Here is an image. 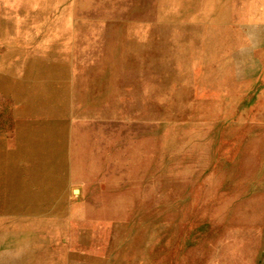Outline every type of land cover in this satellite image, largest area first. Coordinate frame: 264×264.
Listing matches in <instances>:
<instances>
[{"label":"rangeland","instance_id":"obj_1","mask_svg":"<svg viewBox=\"0 0 264 264\" xmlns=\"http://www.w3.org/2000/svg\"><path fill=\"white\" fill-rule=\"evenodd\" d=\"M192 1L197 4L195 18L136 22L143 38L162 30L160 44H122L100 55L103 43L95 40L100 24L87 19L93 25L87 24L89 29L79 36L83 42L91 38L93 45H80L81 51H91L83 61L72 62L58 52L68 38L65 34H55L38 54L19 49L5 61V46L0 45V73L7 65L19 68L8 82L15 90L7 84L0 87V139L8 140L23 118V95L37 94L46 101L53 96V86L59 90L44 108L48 114L29 119L32 128H44L41 136L47 130L62 134L70 113L54 109L67 103L74 78L81 74L89 76L96 99L89 107L78 101L69 108L79 107L97 119L99 109L112 107L106 117L110 120L155 126L149 133L154 141L143 144L144 151L134 158L154 151L153 167L144 173L146 180L152 179L149 192L132 201L127 216L108 221L115 229L104 235L102 246L72 247L68 231H45V223L64 214L40 215L32 217L26 230L8 239L0 236V256L9 254L18 264H33L43 252L48 253L44 264H264V0ZM151 57L160 60L147 61ZM119 59L138 62L142 68L116 77L109 89L105 83L113 75L105 67ZM58 136L37 140L47 144ZM66 140L57 143L54 155H62ZM113 153L117 166L134 162L122 150H104L105 156ZM23 163L26 166L28 159ZM63 165L61 161L48 174L63 177ZM65 186L61 208L87 203V189L107 190L109 197L115 192L101 179L95 186L85 181ZM142 187L132 190L138 193ZM97 219L93 215L83 222Z\"/></svg>","mask_w":264,"mask_h":264},{"label":"bare ground","instance_id":"obj_2","mask_svg":"<svg viewBox=\"0 0 264 264\" xmlns=\"http://www.w3.org/2000/svg\"><path fill=\"white\" fill-rule=\"evenodd\" d=\"M188 2L186 0H6L4 4L0 3V45L5 46L2 60L19 49L29 48L31 54H38L45 50L48 42L54 41L55 34L58 33V35H68L58 52L70 56L72 62L83 61L90 56L91 51H81L80 45H93L91 38H86V42H83L79 36L89 29L87 24L93 25L87 19L100 24V32L95 34V40L101 39L103 43V49L98 53L100 55H107L116 46L122 44L135 47L145 41L147 44L154 42L160 44V41L163 42L160 39L163 37L162 30L151 33L148 39L143 38L139 36L140 30L136 22L174 23L188 17L195 18L198 14L195 10L197 4L192 0ZM8 7H12L11 10L8 11ZM125 18H128V23L124 22ZM45 30L50 34H44ZM159 60L157 57L147 59V61ZM6 67V72L0 73V87L7 84L6 88L13 91L15 84L8 82L11 75L19 72V68L17 66L9 68L8 65ZM77 67L79 69L83 66ZM68 68L69 65L64 67V69ZM141 68L142 65L138 62L119 59L105 67L113 75V79L105 84L111 89L114 87L116 77L135 74ZM88 77L81 74L74 78L70 88L71 95L64 99L67 103L54 109L55 113L56 110L64 112L66 109L70 113L69 125L64 128L62 134L57 132L51 134L53 131L47 130L48 133L44 132L46 135L41 136L40 131H44V128L38 125L32 128L34 124L29 119L31 115L40 117L48 114L44 108H47V102L55 99L53 96L59 88L53 86L52 88H56L51 92L53 96L48 97L46 101L37 94L23 95L20 111L23 118L17 122L15 132L8 140L0 139V219L5 216L4 221H0V236L7 235L5 238L8 239L14 233L26 230L33 221L32 217L40 215L54 217L58 216L57 214H64L63 219L52 221V224L45 223L47 224L45 231L66 230L69 232L72 247L79 246L91 250L96 246H102L105 243L104 235L115 229L114 222L108 221L127 216L132 201L139 199V195L144 196L149 192L148 187L152 179L146 180L144 173L153 167L150 163L154 159V151L146 153L144 158H134L139 152L144 151L143 144L154 141L149 133L154 131L155 126L142 121L124 125L122 122L114 121L115 119L110 120L106 117L113 112L112 107L99 109L100 117L97 119L90 118L86 115L88 113L85 114L84 109L79 107L69 108L70 103L73 102L81 101L86 107L94 103L96 98L91 94L92 87L87 81ZM52 135L55 137L59 135L55 142L46 144L45 141L37 140ZM96 137L99 138L98 141L95 140ZM66 138L68 142L66 140V145L62 147V155H54L58 149L57 143H62V140L64 143ZM107 147L115 151L117 149L124 151L134 162L128 166H117L115 162L117 155L113 153L105 156L104 150ZM80 152L82 155H76ZM26 158L28 164L25 166L23 161ZM60 159L64 163L60 169L65 175L58 178L50 176L48 173L60 165ZM95 178L101 179L111 190H114L113 196L109 197L108 191L104 189L94 192L87 189L85 197L87 203L61 208L65 199L66 182L85 181L86 184L95 186L97 183ZM141 185L144 187L138 193L133 192V186ZM50 188L52 192H49ZM5 205H8V209L4 210ZM93 215L98 217L96 221L83 222L85 218ZM42 254L46 257L48 253ZM43 257L32 263L44 264ZM0 264H18V259L9 254H1Z\"/></svg>","mask_w":264,"mask_h":264}]
</instances>
